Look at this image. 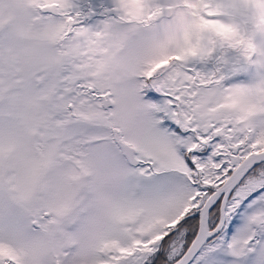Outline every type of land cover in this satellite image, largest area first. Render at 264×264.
<instances>
[{
	"label": "snow or ice",
	"instance_id": "6c2138e0",
	"mask_svg": "<svg viewBox=\"0 0 264 264\" xmlns=\"http://www.w3.org/2000/svg\"><path fill=\"white\" fill-rule=\"evenodd\" d=\"M0 264H264V0H0Z\"/></svg>",
	"mask_w": 264,
	"mask_h": 264
}]
</instances>
